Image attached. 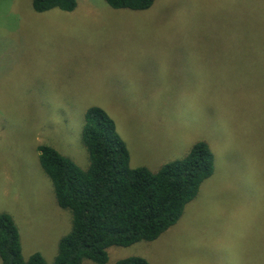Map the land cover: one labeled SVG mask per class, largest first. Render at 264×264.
<instances>
[{
	"label": "rangeland",
	"instance_id": "rangeland-1",
	"mask_svg": "<svg viewBox=\"0 0 264 264\" xmlns=\"http://www.w3.org/2000/svg\"><path fill=\"white\" fill-rule=\"evenodd\" d=\"M91 107L113 120L131 169L157 172L198 142L214 161L176 225L109 248L106 264H264V0H156L144 12L77 0L42 14L0 0V214L24 259L52 264L72 221L37 148L87 170Z\"/></svg>",
	"mask_w": 264,
	"mask_h": 264
},
{
	"label": "trees",
	"instance_id": "trees-1",
	"mask_svg": "<svg viewBox=\"0 0 264 264\" xmlns=\"http://www.w3.org/2000/svg\"><path fill=\"white\" fill-rule=\"evenodd\" d=\"M156 0H105L114 10L144 12ZM77 0H32L34 12L71 13ZM82 143L89 157L87 170L49 146H39L38 162L50 180L57 206L72 217L69 233L60 239L52 264L108 262L107 250L154 242L181 218L201 184L213 175V156L205 142L192 146L181 160L157 172L131 169L126 144L113 120L99 107L84 115ZM1 264H47L39 253L24 259L13 219L0 214ZM115 264H147L139 257Z\"/></svg>",
	"mask_w": 264,
	"mask_h": 264
}]
</instances>
